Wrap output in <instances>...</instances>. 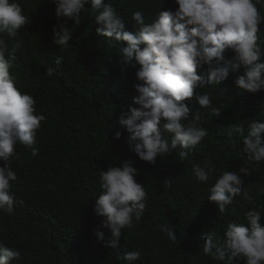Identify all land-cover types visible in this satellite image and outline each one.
I'll return each mask as SVG.
<instances>
[{
    "label": "trees",
    "instance_id": "trees-1",
    "mask_svg": "<svg viewBox=\"0 0 264 264\" xmlns=\"http://www.w3.org/2000/svg\"><path fill=\"white\" fill-rule=\"evenodd\" d=\"M30 23L18 31L15 38H6L15 59L10 73L15 86L36 101L35 115H43L34 147L30 150L17 144L20 159L9 164L16 173L11 191L24 200L13 214L0 212V246L20 252L12 264H125L124 252L139 251L135 264H222L203 254L206 233L223 235L229 223H244L245 213L261 212L264 226V161H247L243 153V136H229V125L243 123L244 135L251 119L264 122V91L250 94L240 90L235 80L241 72L230 74L215 87L197 88L196 94L209 93L213 107L220 116L199 109L193 98L185 101L192 109L189 119L200 111L205 137L188 160L180 161L178 154L157 158L154 165L140 161L127 145L128 133L118 124L121 113L134 96L132 77L139 65L121 70L116 65L118 48L110 47L106 38L96 31L90 15V0L81 13L82 22L72 30L70 47L59 48L53 43L52 28L58 23L51 0H18ZM112 3L124 18L126 30L136 31L131 19L142 12L146 22H152L161 11L175 12L174 0H105ZM264 16V4L257 6ZM264 40V21L257 33ZM121 46H126L122 44ZM234 53L226 50L225 59ZM56 56L63 57L60 71L46 75L41 61L52 64ZM207 66L198 69L206 74ZM138 107V106H136ZM114 118V121H113ZM111 119V122H110ZM121 132L120 139L115 133ZM133 161L138 171L137 182L144 185L147 206L139 222L123 229L117 247L108 246L110 233L103 229L104 240L98 241L94 230L102 218L94 211L95 200L101 194L100 170ZM207 160L214 166L212 179L198 182L192 174V164ZM3 164L0 163V167ZM243 195L234 198L225 213L208 199L209 189L224 171L239 172ZM172 179L170 188L164 179ZM162 226H170L176 241H170ZM243 264V261L240 262Z\"/></svg>",
    "mask_w": 264,
    "mask_h": 264
},
{
    "label": "clouds",
    "instance_id": "clouds-1",
    "mask_svg": "<svg viewBox=\"0 0 264 264\" xmlns=\"http://www.w3.org/2000/svg\"><path fill=\"white\" fill-rule=\"evenodd\" d=\"M55 5L58 23L52 28L53 43L67 49L72 37L68 22L78 26L81 13L89 0H51ZM175 12L161 11L152 22H146L142 12L136 11L131 19L137 30H126L124 18L112 3L105 0H90V15L94 17L96 33L106 38L110 47L118 48L116 65L123 71L139 65L133 73L134 96L131 92L130 105L121 113L118 124L129 134V150L140 161L150 165L157 158L178 154L180 161L188 160L200 142L209 135L200 124V111L189 119L192 109L185 103L193 98L199 109L220 116L221 111L213 107L209 93L196 94L197 88L215 87L230 74L241 72L235 85L242 91L255 94L264 91V40L257 33L264 21L258 5L264 0H174ZM29 17L23 12L18 0H0V212L11 215L24 200L11 191L16 173L9 166L14 159L17 144L31 151L33 157L39 149L34 147L37 131L43 115H35L36 101L15 86V77L10 73L15 59V48L9 50L6 38H15L18 31L29 24ZM126 44V46H121ZM231 50L234 55L225 59L224 53ZM63 57L56 56L52 64L41 61L46 75L60 71ZM207 66L206 74L198 69ZM138 106V107H136ZM114 121V118H113ZM111 122V119H110ZM229 136L233 133L243 136V153L249 162L264 161V122L251 119L247 135L243 123L229 125ZM117 131L114 138L120 139ZM214 166L205 160L203 164L193 163L192 174L200 183L212 179ZM138 171L133 161H124L120 166L100 170L101 194L95 200L94 213L102 218L94 230L98 241L104 240L106 229L111 236L108 246H118L123 229L131 228L133 220L142 219L147 206L144 185L137 182ZM249 175L247 167L239 172L224 171L209 189L208 199L216 204L220 213L227 211L234 198L243 195L242 176ZM170 188L172 179H164ZM261 212L250 210L245 213L244 223H229L223 235L215 232L204 236L203 254L222 264H264V226ZM170 226H162L170 241H176V234ZM139 251L124 252L121 259L125 264H135ZM20 252L0 246V264H12L19 260Z\"/></svg>",
    "mask_w": 264,
    "mask_h": 264
}]
</instances>
